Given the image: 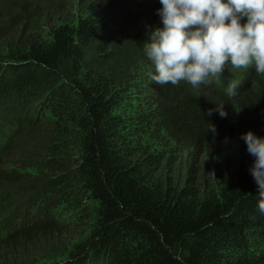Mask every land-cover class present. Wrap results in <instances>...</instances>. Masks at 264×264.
I'll use <instances>...</instances> for the list:
<instances>
[{"label":"trees","instance_id":"trees-1","mask_svg":"<svg viewBox=\"0 0 264 264\" xmlns=\"http://www.w3.org/2000/svg\"><path fill=\"white\" fill-rule=\"evenodd\" d=\"M160 7L0 0V264H264L240 139L264 137V73L156 84L143 44Z\"/></svg>","mask_w":264,"mask_h":264},{"label":"clouds","instance_id":"clouds-1","mask_svg":"<svg viewBox=\"0 0 264 264\" xmlns=\"http://www.w3.org/2000/svg\"><path fill=\"white\" fill-rule=\"evenodd\" d=\"M156 14L162 27H149L143 51L155 65L150 79L173 86L187 83L194 89L223 77V70L254 66L264 73V0H160ZM246 22L241 24V21ZM230 21V23H226ZM243 81L229 79L225 93L233 100ZM225 103L207 110L226 118ZM207 132L216 134L208 123ZM254 157L249 171L257 185L258 211L264 215V137L252 131L240 137Z\"/></svg>","mask_w":264,"mask_h":264},{"label":"rangeland","instance_id":"rangeland-1","mask_svg":"<svg viewBox=\"0 0 264 264\" xmlns=\"http://www.w3.org/2000/svg\"><path fill=\"white\" fill-rule=\"evenodd\" d=\"M243 70H244V68H242ZM238 71H240V69H237ZM6 166H8V167H11L12 166V164H9V163H6L5 164ZM4 165V166H5ZM3 169V168H2ZM65 244V243H64ZM70 248H73V246L72 247H70ZM68 250H70V249H68ZM72 255V253H70L69 255H68V257H70ZM5 260H6V258H4ZM3 260V259H2ZM66 260V255H64V256H62V257H58V258H56V259H49L48 261H46V260H43L42 261V264H62L63 263V261H65Z\"/></svg>","mask_w":264,"mask_h":264}]
</instances>
